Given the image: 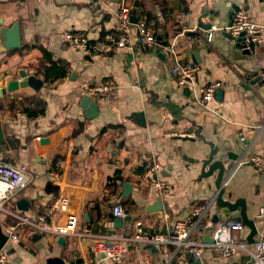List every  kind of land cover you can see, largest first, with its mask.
Returning a JSON list of instances; mask_svg holds the SVG:
<instances>
[{
    "label": "crops",
    "instance_id": "0c3cea01",
    "mask_svg": "<svg viewBox=\"0 0 264 264\" xmlns=\"http://www.w3.org/2000/svg\"><path fill=\"white\" fill-rule=\"evenodd\" d=\"M121 1L0 0V29L18 23L22 33L21 48L0 53L4 133L0 161L25 164L34 177L0 210L2 230L19 226L21 236L19 243L5 245L8 264H44L55 257L66 264H113L95 253L97 242L122 230L130 236L137 223H142L145 233L168 237L178 220L211 202L204 222L215 225L221 211L217 191L209 187L213 180L204 179L196 163L200 150L206 156L212 150L205 142L218 148L216 158L227 166L235 167L247 147L251 154L264 157V43L243 54L219 31L232 23L233 5L264 27V0H128L132 13L139 2L137 17L149 22L165 46L141 45L135 27L125 36L132 50L114 47L86 53L66 44L67 32L84 33L93 45L105 44L111 33L124 36L118 20ZM200 20L213 24L208 39L199 28ZM171 45L175 55L166 50ZM52 62L63 63L68 74L46 82L38 71ZM176 62L200 67L192 90L178 86L172 74ZM23 73L42 79L44 87L39 92L26 88L4 95L1 90L11 81H21ZM106 79L119 84L120 95L94 100L99 115L88 120L81 108L86 97L81 84ZM215 82H221L222 89L212 102L201 103L200 88ZM140 113L145 126L135 117ZM155 162L161 165L157 178L170 184L171 192L162 198L166 205L162 212L148 213L146 209L161 198L143 183L144 173ZM230 177L224 199L243 200L248 218L259 220L264 176L251 166H240ZM125 184L133 188L129 198ZM58 200L65 201L69 213L79 219L78 230L64 237V244L59 243L61 237L23 224L24 219L34 221L38 216L62 224L66 215L50 214ZM118 205L128 217L136 216L121 229L115 228L113 213ZM258 225L254 243L264 235V221ZM250 234L244 225L235 240L246 249L223 258L203 240L209 235L205 232L200 236L207 244L202 264L252 263ZM175 252L172 245L125 244L126 264L193 263L190 256L178 261Z\"/></svg>",
    "mask_w": 264,
    "mask_h": 264
},
{
    "label": "built area",
    "instance_id": "2783aa9c",
    "mask_svg": "<svg viewBox=\"0 0 264 264\" xmlns=\"http://www.w3.org/2000/svg\"><path fill=\"white\" fill-rule=\"evenodd\" d=\"M100 1L107 2V0ZM132 9L128 0L121 1L118 10L120 33L124 35L121 38L111 33L106 36L105 44L93 45L86 34L67 32L64 38L66 44L75 50L86 53L110 51L114 47L132 50L133 44L128 40L129 37L125 36H128L130 29L135 27L138 41L141 45L146 47L155 45L157 38L154 28L146 19L140 18L138 23L134 25L132 22ZM213 31L214 29H212L210 37ZM219 31L227 32L233 37H239L242 33H245V43L249 50L264 43V27L254 23L245 10L238 11L232 23L227 28ZM166 50L174 55L176 53L174 45L168 46ZM258 67L260 68V65ZM199 72L200 67L198 65L180 62H176L172 69V74L178 86L189 90H192L197 85ZM81 85L85 95L93 101L102 98H117L121 92L119 84L113 79H106L99 83L84 81ZM222 86L221 82H215L200 88L199 101L205 105L209 104L222 89ZM245 140L246 138H241L242 142H245ZM249 150L250 147H247L238 158L230 176L240 166H251L264 176V157L253 155ZM160 170L161 165L158 162L152 164L143 175V183L146 186L155 188L160 197L164 198L171 192V185L157 178ZM230 176L225 180L224 187L227 186ZM33 179L34 177L31 175L27 165L13 166L0 161V210L6 202L14 198L20 191L26 189ZM211 205L212 202L194 207L186 219L178 220L174 224L168 237L160 234L145 233L142 223H137L133 234L130 236H127L125 231L122 230L114 232L106 240L97 242L95 253L110 260L113 264H126L125 244L132 242L150 246L172 245L176 248L175 256H178L177 260L180 262L187 256H190L194 261L201 260L207 244L201 241L200 236L209 230H212L211 235L213 238V243L210 246L223 258L234 255L239 249L245 250L246 245L238 244L235 240V234L244 229L242 222L229 220L216 223L215 225L212 222H204ZM58 213L66 215L62 224H54L46 216H38L34 221L24 219L23 224L52 236L64 238L73 235L78 230V217L69 213L68 205L63 200H58L55 207L50 210V214L53 216ZM113 213L116 218L126 219L128 217L127 210L121 205L116 206ZM259 220L264 221V209L261 210ZM18 229L19 226H8L3 230V233L8 237V242L17 244L21 241ZM169 262L167 261V264ZM8 263L9 256L6 252V247H4L0 250V264ZM84 264L90 263L84 262ZM250 264H264V235H261L254 243V260Z\"/></svg>",
    "mask_w": 264,
    "mask_h": 264
},
{
    "label": "water",
    "instance_id": "95a60500",
    "mask_svg": "<svg viewBox=\"0 0 264 264\" xmlns=\"http://www.w3.org/2000/svg\"><path fill=\"white\" fill-rule=\"evenodd\" d=\"M95 2H99V0H94ZM140 6L139 2H136L134 7L135 10L133 11L132 22L133 24H137L139 18L136 14V9ZM240 10L238 6L233 5L232 13H231V21L234 20L236 13ZM206 15V14H205ZM206 17V16H203ZM199 28L206 32V38L210 37L211 31L213 29L212 23H203L201 20L199 22ZM225 36L229 38V40L236 42L237 49L241 50L243 54H250L252 51L255 50V47H252L250 50L248 49L247 44L245 43V33H242L239 37H233L229 33H225ZM157 42L161 46H165V43L162 41L161 38L157 39ZM22 46V33H21V26L17 23L12 28H1L0 29V53H8L12 50L19 49ZM198 58V53L195 54ZM45 83L42 79L37 78L35 75H27L26 73L22 74V80H15L11 81L7 84L6 88H3L1 92L5 95L7 93H14L20 89L31 88L35 92H39ZM81 108L84 111V115L88 120L95 118L99 115V106L95 103L91 98L85 97L82 101ZM135 117L141 119L142 126H145V119L144 114H135ZM4 140V133L3 128L0 122V152L1 146ZM206 145L212 148L209 155H203V150L199 151L200 159L196 162L197 165L201 168V175L204 179H211L213 183L210 184V188H215L217 191L216 195V204L218 207L221 208L219 215L216 218V222L219 223L221 221H228V218H231L233 221L242 222L247 228L251 230V234L249 237V242L254 243V239L259 233V223L263 221L255 219H249L247 216V207L243 200H238L235 202H230L224 199V195L226 192V188L224 187V182L227 179L228 173L234 169V165L227 166L223 162L222 158L217 159L216 156L218 155V148H216L213 143L205 142ZM236 161V160H235ZM126 193L125 197L129 198L132 193V186L130 184H125ZM166 205L163 202L162 198H159L152 206L148 207L146 210L148 213H158L162 212ZM136 216L134 217H127L125 220L121 218L115 219V228L121 229L125 222L130 223L132 220H135ZM209 235L204 236L203 240L207 243L212 244L213 238L211 235L212 230H209ZM8 242V237L3 233L2 225L0 223V250H2ZM60 244L65 243V238L61 237ZM78 257V255H76ZM44 264H66L65 261L60 257L49 258L46 260ZM192 264H202L201 260H193Z\"/></svg>",
    "mask_w": 264,
    "mask_h": 264
},
{
    "label": "trees",
    "instance_id": "16d2710c",
    "mask_svg": "<svg viewBox=\"0 0 264 264\" xmlns=\"http://www.w3.org/2000/svg\"><path fill=\"white\" fill-rule=\"evenodd\" d=\"M136 11H138V9H136ZM38 72L39 75L44 76L46 82L62 79L68 74L66 67L61 62H52L50 66H45ZM41 113H44V111H41ZM34 115H36V113H34Z\"/></svg>",
    "mask_w": 264,
    "mask_h": 264
}]
</instances>
